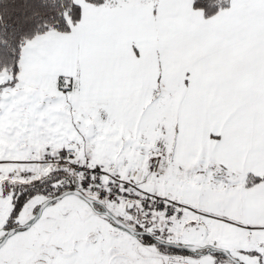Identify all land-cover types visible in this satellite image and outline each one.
I'll use <instances>...</instances> for the list:
<instances>
[{"label":"crops","instance_id":"obj_1","mask_svg":"<svg viewBox=\"0 0 264 264\" xmlns=\"http://www.w3.org/2000/svg\"><path fill=\"white\" fill-rule=\"evenodd\" d=\"M72 1L78 10L67 18L70 31L27 41L13 85L38 90L64 83L83 104L181 91L164 141L168 159L187 172L214 165L218 177L234 179L229 192L239 194L240 221L232 224L264 241V180L245 186L248 176H264V0H230L210 17L194 0ZM42 135L32 139L35 149L2 155L0 173L9 157L25 161L30 151L41 157L53 141Z\"/></svg>","mask_w":264,"mask_h":264},{"label":"rangeland","instance_id":"obj_2","mask_svg":"<svg viewBox=\"0 0 264 264\" xmlns=\"http://www.w3.org/2000/svg\"><path fill=\"white\" fill-rule=\"evenodd\" d=\"M177 106V100L162 90L124 102L83 104L64 83L57 87L46 83L38 90L20 88L13 85L6 70H0V159L10 150L15 153L19 147L26 150L32 145L35 149L37 145L32 139L41 141L42 132L50 134L53 141L47 144L52 146L74 142L79 147L81 161L92 165L100 163L103 169L117 171L125 180L127 177L141 192L179 202L185 217L196 213L191 221L188 216V222L182 225V219L176 225L180 230L176 234L179 240L193 245L212 241L228 250L239 246L246 249L241 245L247 238L242 235L245 232L232 224L240 221L239 194L229 192L237 187L236 181L225 175L218 177L213 171L214 165L187 172L175 166L170 157L168 159L164 141H169L168 133L173 131ZM90 125L93 136L87 138ZM172 135L174 137V132ZM30 152L31 158L25 161L18 154L16 162H12L14 157H9L4 163L6 167L1 165L8 169L0 173V177L5 176L4 180L9 174V181L37 184L34 189L40 193L46 189L42 177L53 169L40 162L43 153L38 157L35 151ZM156 156L159 169L150 173L149 163ZM21 169L30 174L12 175L13 170ZM60 181L47 184L56 189ZM44 201L40 194L33 196L10 221L9 227L10 197H3L0 191V241L9 228L28 223ZM108 209L129 224L135 225L138 220L135 215L124 219L123 214ZM101 224L103 229L97 227ZM109 226L114 227L82 199L72 195L57 199L43 210L36 223L16 231L6 241L0 248V264H131L129 259L109 261L110 247L115 248L112 255L122 252L130 257L132 253L124 249L125 233ZM126 236L135 243L134 238ZM149 246L154 249L153 245ZM133 258L145 259L137 253Z\"/></svg>","mask_w":264,"mask_h":264},{"label":"trees","instance_id":"obj_3","mask_svg":"<svg viewBox=\"0 0 264 264\" xmlns=\"http://www.w3.org/2000/svg\"><path fill=\"white\" fill-rule=\"evenodd\" d=\"M86 1L95 5L103 3V0ZM229 2L230 0H194L193 5L195 8L202 9L205 17H210L220 9L229 7ZM77 10L78 7L72 0H0V70H6L14 83L19 75L20 51L26 42L48 31L68 33L70 27L67 18H71V13ZM184 84L181 85L182 88L185 87ZM182 95L181 91H178L172 98L179 103ZM51 168L53 170H49V173L42 177V181H45L42 185H46V189L40 193L34 189L37 187L34 183L17 180L0 181L2 196H9L12 206L7 222H12L33 196L40 194L46 200L75 188L68 166L57 164ZM54 180H61L56 189L47 184ZM263 180L264 176H248L245 186L257 184ZM8 226L10 227L11 223Z\"/></svg>","mask_w":264,"mask_h":264},{"label":"flooded vegetation","instance_id":"obj_4","mask_svg":"<svg viewBox=\"0 0 264 264\" xmlns=\"http://www.w3.org/2000/svg\"><path fill=\"white\" fill-rule=\"evenodd\" d=\"M95 208L100 212L97 213L93 210L95 213L104 216L110 223H112L114 227L109 226L112 230H120L125 233L124 249L126 252L129 250L132 251L130 257L127 253L122 252H117L115 255H112L113 249L115 250V248L110 247L109 252L111 255L109 261H112L115 258H120L125 261L129 259L131 264H264V241H258L252 236H247L245 241H241V245L246 246V249L239 246L232 249L233 251L231 249L228 250L224 247L217 246L212 241H208L202 245H193L192 243L183 242L176 237L177 232L180 231L176 227L177 222L172 226H166L163 222L155 220L152 224L140 219L135 210L127 208L120 210L113 209L118 214H123L124 219L127 218L129 220L132 215H135L138 220L135 225H132L123 220L121 215L117 216L105 207L108 212L122 221L128 228L133 229L134 232L146 233L144 235H134L133 233H129L126 229L116 226L106 215L103 214V209L101 207L97 206ZM102 225L103 224L97 227L103 229L101 227ZM126 235L134 238L135 243L130 242L128 239L129 237L127 238ZM119 241H123L122 238H119ZM149 244L153 245L154 249H151ZM168 244H171L172 246ZM174 245H192L200 249L191 251L175 247ZM136 253L143 255L145 259L135 260L133 256Z\"/></svg>","mask_w":264,"mask_h":264},{"label":"built area","instance_id":"obj_5","mask_svg":"<svg viewBox=\"0 0 264 264\" xmlns=\"http://www.w3.org/2000/svg\"><path fill=\"white\" fill-rule=\"evenodd\" d=\"M78 152L79 147L74 142L64 144L61 152H57L48 146L43 153L42 163L68 166L72 172L74 183L80 191L91 195L99 202L120 209H125L131 204L144 221L159 220L166 226H171L173 222L183 216L181 206L176 201L141 192L118 173H107L98 164L92 165L78 160ZM158 168L159 161L153 158L149 172L156 173ZM24 172L19 170L17 175H29L28 172Z\"/></svg>","mask_w":264,"mask_h":264},{"label":"water","instance_id":"obj_6","mask_svg":"<svg viewBox=\"0 0 264 264\" xmlns=\"http://www.w3.org/2000/svg\"><path fill=\"white\" fill-rule=\"evenodd\" d=\"M93 136V127L90 125L88 127L87 133H86V137L87 138H91ZM76 196L79 197L80 199H82L84 202H86V204L95 212L100 213L98 210H96L95 206H99L103 209V214L106 215L116 226H119L120 228L126 229L129 233H133L134 235L140 234V235H144L146 233L140 232V233H136L134 232L133 229L128 228L122 221H120L119 219H117L116 217H114L110 212H108L105 207L100 204L95 202L94 200H92L91 198H88L87 196H85L81 191L77 190V189H71V190H66L64 192H61L55 196H52L48 199H46L44 202H42L34 217L26 224L23 225H18V226H14L8 229V231L6 232V234L3 236V238L0 241V248L6 243V241L19 229L23 230V229H28L29 227H31L34 223H36L43 210L53 201L57 200V199H61L63 197L66 196ZM161 243V242H160ZM170 246H172L171 244H168ZM175 247L181 248V249H185V250H191V251H196L197 249H200L196 246H192V245H185V246H178V245H174Z\"/></svg>","mask_w":264,"mask_h":264}]
</instances>
